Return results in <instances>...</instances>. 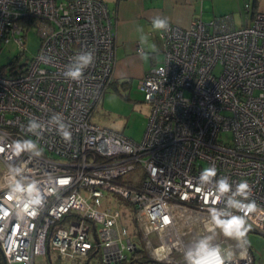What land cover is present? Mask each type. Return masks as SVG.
I'll use <instances>...</instances> for the list:
<instances>
[{
    "label": "built area",
    "instance_id": "1",
    "mask_svg": "<svg viewBox=\"0 0 264 264\" xmlns=\"http://www.w3.org/2000/svg\"><path fill=\"white\" fill-rule=\"evenodd\" d=\"M29 19L40 34L37 52L19 72L0 67L2 262L38 264L40 256L53 264V252L87 258L83 264L95 253L101 264H131L142 250L150 262L186 264L188 234L190 248L197 237L213 236V244L232 251L228 264H255L250 247L225 237L209 210L223 209L230 195L220 196L214 181L227 177L233 192L247 181L245 202L256 204L247 226L264 234V11L246 15L240 26L229 14L187 26L169 21L170 30L159 34L162 61L138 81L149 107L140 141L91 120L114 64L105 2L0 0V48L11 40L24 44ZM88 50L94 63L80 80L66 78L73 57ZM57 113L70 141L49 124ZM30 120L43 125L40 135L27 130ZM25 140L35 141L41 154L16 153L15 143ZM208 167L217 175L201 184ZM14 168L22 169L15 180L22 176L38 189L40 205L13 194ZM105 191L132 204L134 235L121 221L123 212L103 204ZM188 222L190 230H177Z\"/></svg>",
    "mask_w": 264,
    "mask_h": 264
},
{
    "label": "crops",
    "instance_id": "2",
    "mask_svg": "<svg viewBox=\"0 0 264 264\" xmlns=\"http://www.w3.org/2000/svg\"><path fill=\"white\" fill-rule=\"evenodd\" d=\"M102 1L109 11L114 37V64L107 87L131 84L133 81L138 85L141 76L162 61L160 32L151 28L154 17H167L171 23L187 26L195 18L207 22L218 15L232 13L233 24L240 26L245 22L246 15L252 14L253 2V0ZM255 1L257 10L264 11V0ZM242 4L244 6L247 4L244 15L241 13ZM137 25L142 26L148 35L147 44L140 43L139 34L135 30Z\"/></svg>",
    "mask_w": 264,
    "mask_h": 264
},
{
    "label": "clouds",
    "instance_id": "3",
    "mask_svg": "<svg viewBox=\"0 0 264 264\" xmlns=\"http://www.w3.org/2000/svg\"><path fill=\"white\" fill-rule=\"evenodd\" d=\"M151 28L159 32H168L170 30L168 18L162 16L154 17L151 21ZM135 30L139 34L140 43L147 44L148 35L145 34L144 28L137 25ZM145 58H147L146 54ZM94 61L95 55L92 50L81 52L73 57L67 71L64 72V76L72 80H80L84 69L91 66ZM49 124L56 127L65 141L71 140V132L68 130L69 126L64 123L61 114L57 113L53 115L49 120ZM42 128L43 125L36 120H30L27 125V130L35 135H40L38 130ZM14 151L16 153L29 151L37 156L41 154L37 143L32 140L16 142ZM11 171L14 180L16 176H20L22 173L21 168H14ZM216 175L217 171L215 167H208L201 172L199 180L201 184L213 183V178L216 177ZM214 184L215 190L220 196L229 193L230 195L227 196L223 209L211 208L209 210L213 223L221 229L225 237L236 240L241 248L247 247L250 242L246 238L249 231L246 217L256 208L254 201L245 202L248 200L251 191L249 183L247 181H241L236 185L234 192L232 191V185L229 183L227 177H222L214 181ZM11 187L13 194L22 202H26L29 205L41 204L40 192L36 189L34 184L26 186L24 177L21 176V179L15 180V183L12 184ZM233 209L242 214H233ZM212 240L213 236H205L199 239L194 247L189 248L184 253L186 264H228L232 259V251L223 250L218 244H213Z\"/></svg>",
    "mask_w": 264,
    "mask_h": 264
},
{
    "label": "rangeland",
    "instance_id": "4",
    "mask_svg": "<svg viewBox=\"0 0 264 264\" xmlns=\"http://www.w3.org/2000/svg\"><path fill=\"white\" fill-rule=\"evenodd\" d=\"M59 1V0H58ZM240 10V9H239ZM237 10V11H239ZM246 11V5L242 4L241 13L244 15ZM232 13H224L221 15ZM220 16V15H218ZM238 15L236 14V17ZM24 44L11 40L8 43H3L0 48V67L7 66L9 68L14 56L18 55L21 50L25 49L21 54L20 60L30 59L37 52V48L40 43V34L38 32V27L35 23H32L26 31ZM115 87V88H114ZM109 85L106 87L100 96V99L94 108L91 120L100 126L109 127L114 129L123 135L135 140L140 141L145 127L147 124L149 116V107L143 98V92L139 89L137 83L133 81L131 84ZM3 169L2 162L0 161V172ZM136 175V170L130 172L123 176V180L132 179ZM112 204L114 207H117L123 212L124 218L121 221L126 225L127 230L130 234H135V214L134 208L130 202L125 198L116 194L114 192H104L103 204ZM197 226H194L196 228ZM99 228V225H97ZM190 230V222H188L187 227L180 225L178 231L183 232ZM190 234V233H189ZM198 235L201 236L200 233ZM188 239L187 247L190 248V238L186 234L183 238ZM201 237H197L199 240ZM247 240L250 242L247 247H250L255 264H264V234L255 232L252 229H249L247 233ZM137 245L139 248L143 247V243L138 240ZM174 250V254H177ZM173 254V255H174ZM180 254V253H179ZM177 258L179 256L174 255ZM38 264H50L46 257L38 256L36 258ZM87 258H77V257H68V256H58L55 253H51V260L53 264H83ZM0 264H3L2 258L0 256ZM7 264H21L20 262H9ZM87 264H101L100 257L98 253H95L94 256L89 258ZM129 264V263H124ZM178 264H184L182 259Z\"/></svg>",
    "mask_w": 264,
    "mask_h": 264
},
{
    "label": "trees",
    "instance_id": "5",
    "mask_svg": "<svg viewBox=\"0 0 264 264\" xmlns=\"http://www.w3.org/2000/svg\"><path fill=\"white\" fill-rule=\"evenodd\" d=\"M257 3L255 0H253L252 2V6H251V12H254L255 10H257ZM26 23H24V27H28V25L30 26L32 23H36V19H29V20H26L24 21ZM26 31H27V28H26ZM25 31V33H26ZM23 34L24 35V38L26 37V34ZM25 49L21 50L20 53H23ZM18 54L16 56H14V59L13 61L10 63L12 64L9 68H7V66H2L3 69H5L7 71V73H16V72H19L20 70V66H24V64L26 63L27 59H23V61L20 60L21 58V54ZM137 255L140 257V258H144V255H143V251L140 250L139 252H137Z\"/></svg>",
    "mask_w": 264,
    "mask_h": 264
},
{
    "label": "flooded vegetation",
    "instance_id": "6",
    "mask_svg": "<svg viewBox=\"0 0 264 264\" xmlns=\"http://www.w3.org/2000/svg\"><path fill=\"white\" fill-rule=\"evenodd\" d=\"M131 264H159V263L147 261L145 258H137L133 260Z\"/></svg>",
    "mask_w": 264,
    "mask_h": 264
},
{
    "label": "water",
    "instance_id": "7",
    "mask_svg": "<svg viewBox=\"0 0 264 264\" xmlns=\"http://www.w3.org/2000/svg\"><path fill=\"white\" fill-rule=\"evenodd\" d=\"M0 256H1L2 260H3V256H2V252H1V249H0ZM3 264H4V262H3Z\"/></svg>",
    "mask_w": 264,
    "mask_h": 264
},
{
    "label": "bare ground",
    "instance_id": "8",
    "mask_svg": "<svg viewBox=\"0 0 264 264\" xmlns=\"http://www.w3.org/2000/svg\"><path fill=\"white\" fill-rule=\"evenodd\" d=\"M188 246H190V245H188Z\"/></svg>",
    "mask_w": 264,
    "mask_h": 264
}]
</instances>
